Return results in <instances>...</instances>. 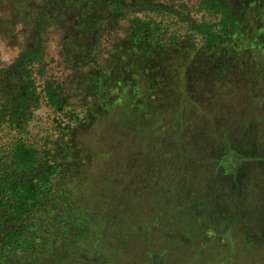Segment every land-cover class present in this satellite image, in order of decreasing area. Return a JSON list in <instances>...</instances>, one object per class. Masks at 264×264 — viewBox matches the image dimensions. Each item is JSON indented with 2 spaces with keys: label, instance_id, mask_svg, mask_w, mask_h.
<instances>
[{
  "label": "rangeland",
  "instance_id": "374dc122",
  "mask_svg": "<svg viewBox=\"0 0 264 264\" xmlns=\"http://www.w3.org/2000/svg\"><path fill=\"white\" fill-rule=\"evenodd\" d=\"M62 1L78 5L72 18L66 17L67 27H46L39 33L33 25L35 13L50 21ZM163 1L187 2L193 9L198 0ZM225 1L241 23L236 39L264 44L256 7H246L248 0ZM102 3L0 0V67L8 83L16 84L33 106L22 130L0 123V150L18 142L46 146L56 139L58 125L65 124L70 113L78 115L83 122L74 129V143L79 145L81 158L88 157L91 169L87 170L92 175L90 192L84 195L103 205L99 194L110 193L113 203L103 211L112 218L110 226L147 229L142 231L144 239L136 233L128 242L129 247L139 249L131 257L132 264H264V54L245 60L249 51L243 50L245 63H250L243 69L235 67L234 77L221 87L209 85L206 94L197 97L200 108L190 106L189 117L184 114L178 129L166 126L170 120L158 114L164 132L158 133V128V134L151 129L142 132L145 144L139 143L127 155L125 143L115 142L114 135L120 128L130 129L143 113L132 122L119 110L114 78L103 86L96 65H112L113 47L131 30L134 15L108 20ZM205 11L194 13L200 17ZM140 19L159 22L166 34L191 35L185 29L189 23L178 17L145 11ZM99 22L102 27L88 34L74 30ZM70 43L76 45L74 53ZM29 51L35 53V63L14 64L16 57ZM107 97L111 101L104 108ZM141 123L160 126L151 117ZM138 136L129 134L128 145L137 144ZM142 154L146 160L134 163ZM76 162L82 167V161ZM116 213L128 217L124 221ZM146 244L152 255L166 252L164 258L154 261L142 254ZM168 247L174 250L168 253ZM200 247L203 253L198 252Z\"/></svg>",
  "mask_w": 264,
  "mask_h": 264
},
{
  "label": "trees",
  "instance_id": "16d2710c",
  "mask_svg": "<svg viewBox=\"0 0 264 264\" xmlns=\"http://www.w3.org/2000/svg\"><path fill=\"white\" fill-rule=\"evenodd\" d=\"M248 1L244 5L256 7L257 23L264 29V0ZM70 2L73 1H62L50 21L44 15L42 18L41 13H35L33 25L37 31L40 33L46 27H67L66 17L71 19L78 6ZM102 5L108 20L129 13L134 15L131 30L113 47L112 65H96L103 86L108 78H114L118 90L114 101L119 110L132 122L143 113L130 129L120 128L114 135L115 142L125 143L123 151L127 155L138 148L139 143L145 144L147 137L142 132L150 129L154 134L164 132V123L157 118L158 114L170 120L166 126L178 129L184 114L189 117L190 106L200 108L201 98L197 97L206 94L209 85L221 87L234 77L235 67L243 69L250 63L245 60L264 54V44L236 39L241 23L225 0H198L193 9L187 2L170 4L163 0L132 3L103 0ZM199 9L206 11L196 17L194 12ZM145 11L186 20L189 23L186 33L191 35L166 34L159 22L140 19ZM183 11L187 14H182ZM100 22L74 30L88 34L100 29ZM195 30L201 34L196 36ZM69 46L74 53L76 45L70 43ZM243 50L249 51L246 59L242 57ZM34 59H37L35 53L29 51L16 57L14 64L35 63ZM4 76L5 70L0 67V123L22 130L31 118L33 106L28 98L21 96L16 84H9ZM139 97L142 99L137 100ZM110 101L108 97L103 100L104 108ZM149 117L159 121L160 126L138 124ZM82 122L78 115L70 113L67 122L58 125L59 133L50 144L37 147L18 142L0 150V264H132V255L139 254L138 247L131 244L129 247V243L136 233L139 239H144L142 231L147 229H136L129 224L110 226L112 218L103 212L113 203L110 193L99 194L103 205L95 204L93 197L84 195L90 192L92 175L87 169L91 167L88 157L81 158L73 134ZM155 128L160 129L158 133ZM131 133H138L141 140L135 141L137 144L128 145ZM149 145L147 142V151ZM144 160L142 154L134 163ZM76 161H82V167ZM124 215L114 214L125 221L128 216ZM167 250L169 253L174 249L168 247ZM151 251L147 244L142 246L141 253L154 261L157 257L164 258L166 253L152 255ZM198 252L204 251L200 247Z\"/></svg>",
  "mask_w": 264,
  "mask_h": 264
}]
</instances>
